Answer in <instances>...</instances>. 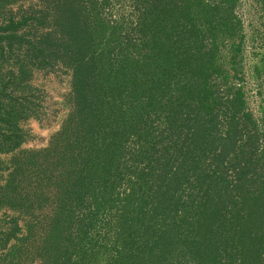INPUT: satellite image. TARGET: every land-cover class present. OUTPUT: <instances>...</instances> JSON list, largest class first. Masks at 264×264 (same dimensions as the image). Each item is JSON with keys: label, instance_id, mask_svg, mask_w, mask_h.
Wrapping results in <instances>:
<instances>
[{"label": "trees", "instance_id": "trees-1", "mask_svg": "<svg viewBox=\"0 0 264 264\" xmlns=\"http://www.w3.org/2000/svg\"><path fill=\"white\" fill-rule=\"evenodd\" d=\"M239 1L0 0V153L40 109L33 72L71 75L67 117L0 183L19 242L0 264H264Z\"/></svg>", "mask_w": 264, "mask_h": 264}, {"label": "rangeland", "instance_id": "rangeland-1", "mask_svg": "<svg viewBox=\"0 0 264 264\" xmlns=\"http://www.w3.org/2000/svg\"><path fill=\"white\" fill-rule=\"evenodd\" d=\"M31 2H18L8 7L17 15L29 7ZM236 13L243 25V57L236 65L240 68L242 79L239 80L245 89L248 108L259 119L264 128V11L255 0H240ZM228 47L223 49L227 53ZM30 80V85L36 88L32 96L40 102V109L36 116L21 121V126L26 130V140L16 151L0 153V183L4 182L8 174L7 166L11 158L22 150L37 149L48 144L52 134L61 126L71 110L70 92L71 75L64 68L35 70ZM16 215L12 210L0 209V263L4 257L6 244H18L17 238L8 239L7 232L11 230V217ZM23 227V221L19 220ZM23 230V229H22ZM16 231L18 236L23 231ZM31 238L26 244H34ZM22 264H40L38 261H29Z\"/></svg>", "mask_w": 264, "mask_h": 264}, {"label": "crops", "instance_id": "crops-1", "mask_svg": "<svg viewBox=\"0 0 264 264\" xmlns=\"http://www.w3.org/2000/svg\"><path fill=\"white\" fill-rule=\"evenodd\" d=\"M21 146H22V144H21Z\"/></svg>", "mask_w": 264, "mask_h": 264}]
</instances>
